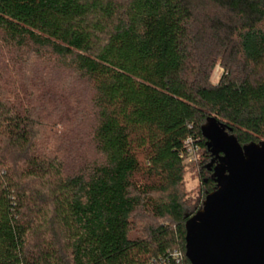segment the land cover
I'll return each instance as SVG.
<instances>
[{"label":"trees","instance_id":"obj_1","mask_svg":"<svg viewBox=\"0 0 264 264\" xmlns=\"http://www.w3.org/2000/svg\"><path fill=\"white\" fill-rule=\"evenodd\" d=\"M210 118L264 142V0H0V264H190L185 143L205 151V201ZM140 208L169 221L133 236Z\"/></svg>","mask_w":264,"mask_h":264},{"label":"water","instance_id":"obj_2","mask_svg":"<svg viewBox=\"0 0 264 264\" xmlns=\"http://www.w3.org/2000/svg\"><path fill=\"white\" fill-rule=\"evenodd\" d=\"M230 131L202 127L216 190L186 222L190 264H264V142L241 146Z\"/></svg>","mask_w":264,"mask_h":264},{"label":"rangeland","instance_id":"obj_3","mask_svg":"<svg viewBox=\"0 0 264 264\" xmlns=\"http://www.w3.org/2000/svg\"><path fill=\"white\" fill-rule=\"evenodd\" d=\"M49 60L50 59L45 58L46 62H50ZM45 66L47 68L49 65H47V63H46ZM51 69H49V71ZM224 72H225L224 68L222 67V65L220 63H218L211 73V78H210L211 84H213V85L218 84L220 79L222 78ZM56 79L59 80V82H61V81H63V76H58V78H56ZM90 95H91V92L89 90V86L85 82H79L76 85V87L74 88L72 97L77 102L86 104L88 97H90ZM70 108H72V107H70ZM74 114L76 116L77 111L75 113L71 112L70 114H68V118L70 117L71 120L73 119L74 123H77V120H75L76 118H75ZM78 128H80V129L83 128L84 130H86L88 128V125H86V123L85 124L80 123ZM74 130H76L75 127H74ZM58 133H60V132L57 131V134ZM84 133H85V131H84ZM77 136L80 138H86V137H84L85 135L83 133H79V134L77 133ZM60 138H62V137H60ZM83 146H84L83 147L84 150H82V152L85 151V153L88 154V157H90L91 159H94L95 155H94V151H93L92 146L89 145L88 143L84 144ZM204 154H205V151L201 149L196 153V156H195L196 161H190V160L184 161V163H185L184 182H183L180 189H181L182 194H183V201L190 208L188 212H194L195 213L196 209L199 207H202V205H203L204 199L200 200V201H198V200H199V198H201V195L203 193L202 180H203V178H205L204 174L202 173V171L200 169V165H199V163H202L206 159ZM208 162L206 161V164ZM135 183H136L137 188H138L137 191H139L141 193L144 192L145 190L146 191L151 190L147 194V196L153 200H160L161 198H163V196H165L163 193H161L158 190V187L156 185V180H154L151 177H148L146 174H144V175L142 173L137 174L135 177ZM137 191H135L136 195L140 194ZM142 196H143V194H142ZM134 220H135L136 230L134 231L133 236H146L147 235L146 230L150 225L156 226V225H159L161 223H167L169 221L167 219H155L154 216L151 214V211L147 210L146 208H140L139 210H137L136 217Z\"/></svg>","mask_w":264,"mask_h":264},{"label":"built area","instance_id":"obj_4","mask_svg":"<svg viewBox=\"0 0 264 264\" xmlns=\"http://www.w3.org/2000/svg\"><path fill=\"white\" fill-rule=\"evenodd\" d=\"M185 144H186V153H187L185 161L186 160L196 161L195 156H196V153L200 150L199 146L197 145V143L195 142L193 138L188 139ZM168 253L170 255V258L175 262V264H182L184 255L180 250L175 249ZM164 263H165V258L161 257L159 259L158 264H164ZM154 264H157V263H154Z\"/></svg>","mask_w":264,"mask_h":264},{"label":"flooded vegetation","instance_id":"obj_5","mask_svg":"<svg viewBox=\"0 0 264 264\" xmlns=\"http://www.w3.org/2000/svg\"><path fill=\"white\" fill-rule=\"evenodd\" d=\"M212 169V168H211ZM211 171V170H210Z\"/></svg>","mask_w":264,"mask_h":264}]
</instances>
